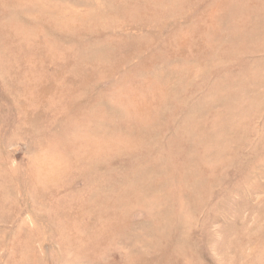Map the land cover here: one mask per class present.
Instances as JSON below:
<instances>
[{
	"label": "rangeland",
	"instance_id": "rangeland-1",
	"mask_svg": "<svg viewBox=\"0 0 264 264\" xmlns=\"http://www.w3.org/2000/svg\"><path fill=\"white\" fill-rule=\"evenodd\" d=\"M0 264H264V0H0Z\"/></svg>",
	"mask_w": 264,
	"mask_h": 264
}]
</instances>
